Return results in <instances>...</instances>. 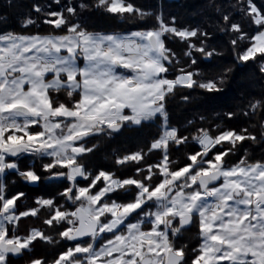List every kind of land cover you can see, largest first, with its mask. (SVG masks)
<instances>
[{
    "label": "snow or ice",
    "instance_id": "6c2138e0",
    "mask_svg": "<svg viewBox=\"0 0 264 264\" xmlns=\"http://www.w3.org/2000/svg\"><path fill=\"white\" fill-rule=\"evenodd\" d=\"M8 7L0 264H264V93L214 127L174 124L168 107L193 92L212 107L241 68L264 80V3L213 2L219 35L132 0ZM94 17L132 27L97 30ZM125 133L143 142L109 150Z\"/></svg>",
    "mask_w": 264,
    "mask_h": 264
},
{
    "label": "trees",
    "instance_id": "16d2710c",
    "mask_svg": "<svg viewBox=\"0 0 264 264\" xmlns=\"http://www.w3.org/2000/svg\"><path fill=\"white\" fill-rule=\"evenodd\" d=\"M32 0H0V18L7 16L8 19H0V30H13L19 31V26L15 17L17 9L9 8V4H30ZM43 2V0H41ZM132 2L145 10L159 12L163 11L166 17L175 16L178 23L182 25L201 23L208 27L209 31L218 30L214 26L215 11L210 5L220 3V0H132ZM257 4L264 3V0H256ZM93 22L97 24V30L100 28H108L111 30H124L131 28L129 23H120L117 20H111L107 18L94 17ZM223 39H227L223 37ZM179 50V45H176ZM225 59L229 62L232 60V55L225 49ZM261 93H264V80L259 78V73L256 72L255 66L248 68H241L237 71L235 79L231 85L227 88L223 95L218 96L213 102V106L209 107L203 101V98L199 92L191 93L193 99L190 103L184 104L180 97L177 96L169 103V111L174 124L187 126V121L195 119L199 122L200 115H204L207 119L205 126H215L216 123H220L216 119L217 113H223L229 108L237 109L238 106L246 103L253 95L259 97ZM247 122L241 121L238 126H246ZM233 126H237V122H233ZM156 131L155 126L144 129V138H150V136ZM142 139H137L135 134L125 133L124 135L116 137L111 142L109 150L116 148L120 150L135 149V147L142 143ZM254 158L260 157V150L256 149L253 153ZM107 163V161H104ZM196 230L193 229L191 233L186 234V240L195 246L198 241L195 237Z\"/></svg>",
    "mask_w": 264,
    "mask_h": 264
},
{
    "label": "rangeland",
    "instance_id": "374dc122",
    "mask_svg": "<svg viewBox=\"0 0 264 264\" xmlns=\"http://www.w3.org/2000/svg\"><path fill=\"white\" fill-rule=\"evenodd\" d=\"M30 195H31V193H30Z\"/></svg>",
    "mask_w": 264,
    "mask_h": 264
}]
</instances>
